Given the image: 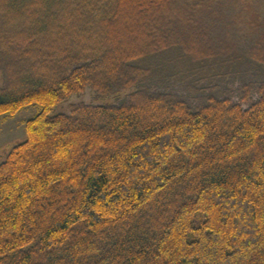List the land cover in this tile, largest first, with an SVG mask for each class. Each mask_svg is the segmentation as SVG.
<instances>
[{"label": "trees", "instance_id": "trees-1", "mask_svg": "<svg viewBox=\"0 0 264 264\" xmlns=\"http://www.w3.org/2000/svg\"><path fill=\"white\" fill-rule=\"evenodd\" d=\"M1 14L0 264H264V0Z\"/></svg>", "mask_w": 264, "mask_h": 264}, {"label": "rangeland", "instance_id": "rangeland-1", "mask_svg": "<svg viewBox=\"0 0 264 264\" xmlns=\"http://www.w3.org/2000/svg\"><path fill=\"white\" fill-rule=\"evenodd\" d=\"M2 19L5 21L10 20L11 18L0 15ZM5 16V17H4ZM10 16V14H9ZM0 19V20H2ZM77 98L71 97L69 100H66L60 103L51 114H56L62 110H64L65 106H67L71 101H75ZM80 101L85 102H93L94 99L90 93H86L78 99ZM111 98H104L101 101H96V103L100 102H109ZM95 102V101H94ZM38 111V106L35 104H31L26 106L25 108L19 110L12 117H4L0 115V160H2L5 155L9 152V150L22 142L25 137L24 123L27 119L31 118Z\"/></svg>", "mask_w": 264, "mask_h": 264}]
</instances>
